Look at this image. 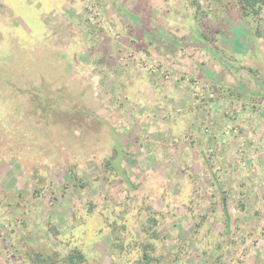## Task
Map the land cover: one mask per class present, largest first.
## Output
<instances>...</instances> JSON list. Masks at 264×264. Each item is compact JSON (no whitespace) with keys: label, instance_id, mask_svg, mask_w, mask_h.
Listing matches in <instances>:
<instances>
[{"label":"rangeland","instance_id":"rangeland-1","mask_svg":"<svg viewBox=\"0 0 264 264\" xmlns=\"http://www.w3.org/2000/svg\"><path fill=\"white\" fill-rule=\"evenodd\" d=\"M74 248L264 264V3L0 0V264Z\"/></svg>","mask_w":264,"mask_h":264},{"label":"trees","instance_id":"trees-1","mask_svg":"<svg viewBox=\"0 0 264 264\" xmlns=\"http://www.w3.org/2000/svg\"><path fill=\"white\" fill-rule=\"evenodd\" d=\"M242 1H245V4L248 5L251 9H253L256 4H258V6H262V3H264V0H242ZM244 15L246 16L247 12H245ZM223 37H224L223 41L225 43H228L229 41L227 39L228 37L225 35ZM231 40L229 42L233 45ZM116 162L117 161L113 160V166L116 165ZM109 163H111V161H109ZM28 257L30 258V261H32L33 264L58 263L54 255L53 256H43L41 253L29 252ZM143 257L147 259L148 258L147 253H144ZM60 264H86V257L80 249L74 248V249L69 250V252H67V254L61 258Z\"/></svg>","mask_w":264,"mask_h":264}]
</instances>
